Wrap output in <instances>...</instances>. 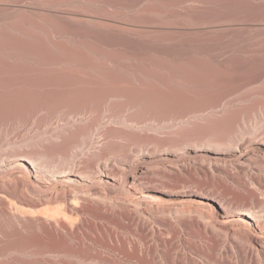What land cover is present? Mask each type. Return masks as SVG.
<instances>
[{
    "label": "rangeland",
    "instance_id": "rangeland-1",
    "mask_svg": "<svg viewBox=\"0 0 264 264\" xmlns=\"http://www.w3.org/2000/svg\"><path fill=\"white\" fill-rule=\"evenodd\" d=\"M66 69H73L70 75L63 74ZM96 82L113 86L88 85ZM108 89H113V93L124 91L135 107L128 108ZM91 95L94 99L89 98ZM224 102H234L228 107V115L221 121L211 118L212 124L207 128L215 133L214 139L227 144V150L219 154L226 166L232 158L230 150L238 142L254 141V136L262 137L264 132V0H0V121L12 120L10 126L0 127V153L45 142L55 128L67 129L71 125V119L64 116L66 112L88 109L97 118L107 114L128 116L152 129L157 120L161 128L150 133L160 132V139L174 144L183 141L176 134L168 135L176 129L174 116L186 119L189 113L202 111L204 117L209 106L220 108ZM42 106L44 110L40 109ZM49 114L50 124L38 126L32 121L33 115L42 118ZM97 118L90 122L92 126L104 123ZM204 118L210 120L207 115ZM204 118L190 121L202 128ZM86 124L88 121L80 125ZM110 127L116 135H129L121 125ZM96 137L94 140L98 141ZM127 137L114 140L109 147L118 157L129 155L125 146L132 141ZM244 150L246 165L238 169L227 167L234 178H255L264 186V157L260 155H264V147L250 143ZM146 151L152 148L148 146ZM82 184L85 187L89 183ZM108 186L111 196L141 199V206L132 208V213L142 212L137 213L140 218H149L148 226L153 224L151 227L160 232L144 242L127 219L105 223L88 217L86 226L98 235H90L96 240L90 250L95 264H138L126 256L122 244L127 245L129 252L143 245L161 254L163 248L155 245L160 238L171 241L173 249L167 247L168 257L178 263L185 253L196 260L207 253L210 256L201 231L193 227L170 229L166 225L169 219L165 212L178 209L182 203L174 199L167 203L169 200L165 199L158 202L161 209L152 213L143 204V199L151 202L145 198L151 192L131 190L128 184L121 188L114 182ZM146 187L156 189L158 185L148 183ZM45 189L42 194L55 191ZM86 189L92 193L100 190ZM220 233L219 247L230 249L233 238L223 234L225 231ZM226 240L230 243L226 244ZM216 259L212 253L210 262Z\"/></svg>",
    "mask_w": 264,
    "mask_h": 264
},
{
    "label": "bare ground",
    "instance_id": "bare-ground-1",
    "mask_svg": "<svg viewBox=\"0 0 264 264\" xmlns=\"http://www.w3.org/2000/svg\"><path fill=\"white\" fill-rule=\"evenodd\" d=\"M72 70L66 69L63 74L70 75ZM88 85L96 88L113 86L102 82ZM124 88L128 89V86L125 85ZM108 90L112 97L123 100L128 108L135 107L130 105L129 96L124 91L115 90L114 94L113 89ZM89 98L94 99L92 95ZM233 103L224 102L220 108L209 106L204 117L207 115L210 120L203 117L202 111L191 112L186 119L174 116L172 121L176 129L168 135L176 134L183 138V141L174 144L160 139V132L150 133L151 130L156 132L161 128L157 120H154L155 128L152 129L128 116L118 118L107 114L97 118L88 109L66 112L64 116L71 119V125L67 129L55 128L45 138V142H39L34 147L20 148L18 151L8 149L0 153V264H95L90 250L96 240L90 235H98L96 230L86 226L88 217L105 223L127 219L140 232L139 237L144 242L149 237L154 238L158 229L151 227L152 223L148 226L149 218L143 220L139 216L142 212L138 211V215L131 211L132 208L138 209L141 206V199L111 196L108 188L110 182L121 188L128 184L131 190L137 188L151 192L150 196L145 197L150 198L151 202L143 199V204L152 213L161 209L159 201L164 202L166 199L169 203L174 199L182 203L178 209L165 212L167 214L164 216L169 219L166 225L170 229L193 227L201 231L203 238L207 240L205 246L210 256L207 253L206 257L196 260L185 253L180 263L173 258L175 255L170 257L172 260L168 257L167 247L173 249L170 240L158 238L155 245L163 248L164 252L161 254L157 250L151 251L145 245L136 246L129 252V248L123 243L126 256L136 259L138 264H264V186L255 178H234V173L230 170L246 165L244 148L250 143L264 147V132L262 137L254 136V141L238 142L230 150L233 159L225 166L221 163L219 154L227 150L228 146L224 141L214 139L215 133L207 128L212 124L211 118L223 120L228 115V107ZM40 109L44 110L45 107ZM197 117L204 118L201 121L206 126L201 128L196 121H190ZM96 118L104 123L92 126L90 122ZM33 120L38 126H44L52 122V115L42 118L33 115ZM87 121L88 124L80 125ZM11 124V119L0 121V127ZM111 125L125 127L129 135L124 134L125 132L116 135ZM171 129L173 128L170 131ZM31 133L35 132L32 130ZM201 135L212 138L208 141L202 139ZM96 136L98 141L94 140ZM125 136L132 141L131 145L125 146L129 155L125 158L118 157V153L109 147L114 140H124ZM10 140L8 142L14 141ZM148 146L152 151H146ZM206 152L214 156H209ZM260 155L264 157L263 154ZM85 181L89 184L83 187L82 183ZM148 183H157L158 187L148 189ZM254 184L258 187H253ZM88 186L100 190L92 193L86 189ZM45 188H55V191L42 194L43 191L46 192ZM220 231H225L223 234L233 238L234 242L231 241V244L227 241L229 238L225 241L230 249L223 245L219 247L217 238ZM173 233L176 234L174 230ZM133 240L134 244L136 240ZM212 253L218 258L216 262H210Z\"/></svg>",
    "mask_w": 264,
    "mask_h": 264
}]
</instances>
